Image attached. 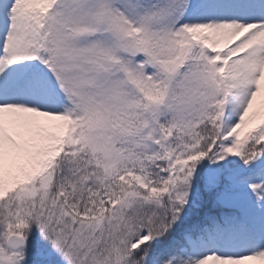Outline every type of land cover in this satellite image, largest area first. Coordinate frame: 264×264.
<instances>
[{"label": "snow or ice", "instance_id": "snow-or-ice-1", "mask_svg": "<svg viewBox=\"0 0 264 264\" xmlns=\"http://www.w3.org/2000/svg\"><path fill=\"white\" fill-rule=\"evenodd\" d=\"M0 264H264V0H0Z\"/></svg>", "mask_w": 264, "mask_h": 264}]
</instances>
